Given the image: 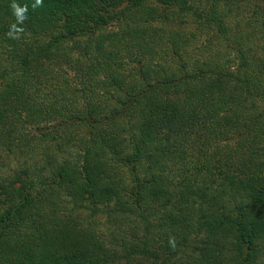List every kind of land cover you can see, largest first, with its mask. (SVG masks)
I'll return each mask as SVG.
<instances>
[{
  "label": "trees",
  "instance_id": "obj_1",
  "mask_svg": "<svg viewBox=\"0 0 264 264\" xmlns=\"http://www.w3.org/2000/svg\"><path fill=\"white\" fill-rule=\"evenodd\" d=\"M15 2L0 264H264V0Z\"/></svg>",
  "mask_w": 264,
  "mask_h": 264
},
{
  "label": "clouds",
  "instance_id": "obj_2",
  "mask_svg": "<svg viewBox=\"0 0 264 264\" xmlns=\"http://www.w3.org/2000/svg\"><path fill=\"white\" fill-rule=\"evenodd\" d=\"M43 0H35V3L32 5L33 8L38 6H42ZM13 15L15 16V22L10 24L9 30L6 35L13 40H19L21 38V34L24 32V21L28 19V5L25 4L21 6L13 0V3L10 5ZM169 244L171 247L175 248L176 241L175 237H169Z\"/></svg>",
  "mask_w": 264,
  "mask_h": 264
}]
</instances>
